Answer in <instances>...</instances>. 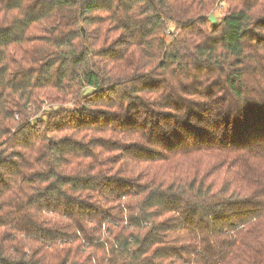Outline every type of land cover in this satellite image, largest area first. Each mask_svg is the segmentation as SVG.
<instances>
[{
  "label": "trees",
  "instance_id": "16d2710c",
  "mask_svg": "<svg viewBox=\"0 0 264 264\" xmlns=\"http://www.w3.org/2000/svg\"><path fill=\"white\" fill-rule=\"evenodd\" d=\"M0 264H264V0H0Z\"/></svg>",
  "mask_w": 264,
  "mask_h": 264
},
{
  "label": "rangeland",
  "instance_id": "374dc122",
  "mask_svg": "<svg viewBox=\"0 0 264 264\" xmlns=\"http://www.w3.org/2000/svg\"><path fill=\"white\" fill-rule=\"evenodd\" d=\"M221 5V4H220ZM224 6H221V8L216 9L212 14L216 17V20L218 19V16H221L222 12H223ZM72 105V104H70ZM38 116V115H37ZM36 116V117H37Z\"/></svg>",
  "mask_w": 264,
  "mask_h": 264
},
{
  "label": "water",
  "instance_id": "95a60500",
  "mask_svg": "<svg viewBox=\"0 0 264 264\" xmlns=\"http://www.w3.org/2000/svg\"><path fill=\"white\" fill-rule=\"evenodd\" d=\"M208 20L211 24H214L216 23V17L213 15V14H210L209 17H208Z\"/></svg>",
  "mask_w": 264,
  "mask_h": 264
}]
</instances>
